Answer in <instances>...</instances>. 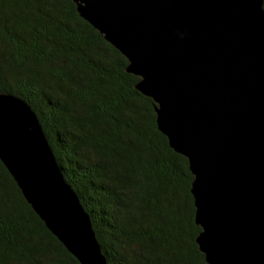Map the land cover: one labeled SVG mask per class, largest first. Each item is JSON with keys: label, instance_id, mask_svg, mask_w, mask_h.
<instances>
[{"label": "water", "instance_id": "water-1", "mask_svg": "<svg viewBox=\"0 0 264 264\" xmlns=\"http://www.w3.org/2000/svg\"><path fill=\"white\" fill-rule=\"evenodd\" d=\"M127 60L192 176L206 264H264V0H71ZM0 161L79 264H107L35 113L0 94Z\"/></svg>", "mask_w": 264, "mask_h": 264}, {"label": "trees", "instance_id": "trees-1", "mask_svg": "<svg viewBox=\"0 0 264 264\" xmlns=\"http://www.w3.org/2000/svg\"><path fill=\"white\" fill-rule=\"evenodd\" d=\"M127 64L71 0H0V94L35 113L107 264H206L187 160ZM0 264H79L1 161Z\"/></svg>", "mask_w": 264, "mask_h": 264}]
</instances>
